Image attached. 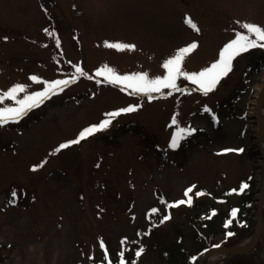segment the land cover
Listing matches in <instances>:
<instances>
[{
    "label": "rangeland",
    "instance_id": "obj_1",
    "mask_svg": "<svg viewBox=\"0 0 264 264\" xmlns=\"http://www.w3.org/2000/svg\"><path fill=\"white\" fill-rule=\"evenodd\" d=\"M45 1L47 14L38 0H0V96L16 85L24 88L0 100V108L19 107L18 101L50 82L70 81L18 121L0 124V264H98L121 256L131 264H168V256L174 261L182 254L198 263L211 249L227 247L222 220L234 209L245 215L251 198L246 216L256 221L263 188L254 105L264 62L255 74L249 66L264 48L237 57L207 94L183 76L176 88L152 93L109 78H163L167 60L192 43L198 47L181 68L199 73L237 33L248 34L243 23L264 26V0ZM106 43L134 47L121 51ZM101 70L105 74L97 76ZM128 107L136 110L108 116ZM105 119H111L107 128L55 151ZM243 184L248 187L240 191ZM180 200L185 204L172 206ZM210 211L216 215L212 234L203 232L209 249L200 250L196 219ZM165 215L169 219L161 223ZM259 241L256 257L264 261V207Z\"/></svg>",
    "mask_w": 264,
    "mask_h": 264
},
{
    "label": "snow or ice",
    "instance_id": "obj_2",
    "mask_svg": "<svg viewBox=\"0 0 264 264\" xmlns=\"http://www.w3.org/2000/svg\"><path fill=\"white\" fill-rule=\"evenodd\" d=\"M185 23L188 24L192 29L199 31L198 25L193 22L191 18H186ZM242 28L247 31L248 34L237 33L236 37L231 40L228 44H226L220 51L218 59L213 62L209 67L203 69L199 73H192L189 75L187 72L182 71L181 65L182 61L185 59L186 55L191 53L194 49L198 47L196 43L190 44L188 47L181 48L178 53L171 59L167 60V62L163 65L165 69H167V75L163 78H156L153 80H148L146 74L141 73L135 76H118L112 75L109 78V83L113 84H121L124 82H133L130 86L137 93H152L159 92L162 88H176L177 78L180 76L186 77L188 80L192 81L195 84H199L205 94L212 92L216 87L220 84L223 78L227 77L229 73L233 70V61L242 55L243 53L248 52L250 49L255 48H264V26H258L254 23H243ZM47 31V30H46ZM52 35V33H49ZM7 39V38H5ZM57 46H59V40H57ZM106 47L114 48L118 50L131 49L134 46L129 44L122 43H106ZM75 71L79 73L81 76L85 75V72L82 68L76 67ZM106 71L108 73H112L113 70L111 68H107ZM105 74L104 70L97 71V76H103ZM91 79V77H89ZM31 79L33 81L37 80V77L32 76ZM69 80H56L47 84L43 91H38L33 93L32 95L26 96L23 100L18 101L19 107L16 108H0V124H7L9 121H18L22 118L27 111L31 110L34 106H39V104L43 101L44 98L49 97L50 93H54L58 87L69 84ZM24 88L22 85H16L9 92H7L4 96H0V100L5 98H15V94L18 91H23ZM152 97L149 96V99ZM135 107H128L122 109L117 112L109 113L108 116L116 117L120 115V112H133L135 111ZM175 123V121H173ZM111 124V119H105L99 125H94L83 129L78 137L68 143L60 144L55 151L59 152L63 149L69 147V145H78L81 141H84L88 137L92 136L94 133L107 128ZM184 132V129H181L176 136L173 137L170 147L175 149L178 147L180 134ZM225 152H238L242 151V149H232L228 148L224 150ZM43 165H39L38 167H42ZM33 171L36 170V167H33ZM248 187L247 184H243L240 191H243ZM192 192V188H188L185 191V196L189 197L187 203L191 204V197L189 193ZM197 195H202L203 193H196ZM17 196V192H12V197L15 198ZM185 200H180L176 202L175 205L185 204ZM153 213L156 212V209L152 210ZM237 214V210H233L232 216L235 217ZM169 216L165 215L161 220L163 223L165 220H168ZM229 236L232 233L228 234ZM103 247V244H101ZM143 249L136 252L137 256H140ZM120 264H124L123 260L120 261Z\"/></svg>",
    "mask_w": 264,
    "mask_h": 264
},
{
    "label": "trees",
    "instance_id": "obj_3",
    "mask_svg": "<svg viewBox=\"0 0 264 264\" xmlns=\"http://www.w3.org/2000/svg\"><path fill=\"white\" fill-rule=\"evenodd\" d=\"M45 0H38V3L41 6L42 12L44 14H47V7L45 5ZM57 42V41H55ZM57 45V44H55ZM54 45V46H55ZM256 63H254V65H251L249 67H251L250 72H252L253 74L257 73L260 67V64L262 62H264V51H262L259 55L254 56ZM250 69V68H249ZM253 193H250L248 196H250ZM245 202V201H244ZM253 204H254V200L253 199H249L248 201L245 202V206H246V214H242L241 211L238 212L237 210V214L235 217L232 216V214H230L227 218L228 219H223L222 223H221V227L223 228V231L226 233L227 237H229L230 239H228L227 241H229V243H227V248H231L234 245L235 242H237L238 240H242L247 236H251L254 233V229L252 227L255 226L256 221L253 220V216H246L248 214V211H251L253 209ZM216 218L215 212L214 211H210L208 214L206 215H198L197 217V221H199L200 225H201V232H198L197 235L195 237V240L199 238V242H200V250H206L209 249L205 243L206 238L203 237V232L206 231V233L208 234H212V232L209 230L212 226H213V222ZM229 233H232V235H228ZM207 235V234H206ZM209 236V235H208ZM234 237H239L237 240H232ZM202 238V240L200 239ZM260 243V241H259ZM257 243V245L254 247V249L246 254H241V255H237V256H228L225 259H222L221 261L217 262L216 264H264V261H261L260 259H258L256 257V255L258 256V249L260 244ZM229 246V247H228ZM121 258L123 259V256H121ZM171 256L167 257V261L168 264H198L197 262H195L196 256H188L185 254L182 255H178V257L175 255L174 256V261L170 260ZM122 259H116V260H107V259H103L100 263L98 264H120V261ZM124 264H131L129 261H125L123 259Z\"/></svg>",
    "mask_w": 264,
    "mask_h": 264
},
{
    "label": "water",
    "instance_id": "obj_4",
    "mask_svg": "<svg viewBox=\"0 0 264 264\" xmlns=\"http://www.w3.org/2000/svg\"><path fill=\"white\" fill-rule=\"evenodd\" d=\"M264 97V86L262 85L261 89L258 91L257 93V97H256V103H255V118L257 121V126L259 131L264 133V124L262 121V117H261V101ZM264 170V168H263ZM261 193H263V196L261 199H257L256 200V204H257V209H256V224L254 227V233L253 235L250 237L246 246L244 247H233V248H226V247H217L214 249H211L210 252L206 253L201 260L199 261L198 264H203L204 262H206L205 264H215L218 261L225 259L228 256H237V255H241V254H246L250 251H252L254 249V247L257 245L261 233H262V209L264 207V179H263V188L261 190ZM222 251L223 252V256L221 259H218L214 262H207V256L211 253V252H215V251Z\"/></svg>",
    "mask_w": 264,
    "mask_h": 264
},
{
    "label": "bare ground",
    "instance_id": "obj_5",
    "mask_svg": "<svg viewBox=\"0 0 264 264\" xmlns=\"http://www.w3.org/2000/svg\"><path fill=\"white\" fill-rule=\"evenodd\" d=\"M263 86H264V83H263ZM259 90V89H258ZM261 117H262V121H263V124H264V97L261 101ZM232 128H234V126L231 125L230 128H228L227 132L225 133V135L222 137L224 140L225 139H228L229 138V133L232 131ZM258 138H259V141H260V144H261V149L263 151V157H264V133L263 132H258ZM263 196V193H260L258 196H257V199H261ZM248 243V241L245 242V244H243L242 246L240 247H244L246 246ZM239 247V248H240ZM227 248V247H226ZM223 252L220 250V251H215V252H211V254H209L207 257V262H214L216 261L220 256H223L222 255Z\"/></svg>",
    "mask_w": 264,
    "mask_h": 264
}]
</instances>
